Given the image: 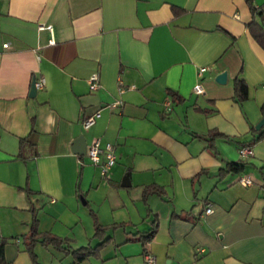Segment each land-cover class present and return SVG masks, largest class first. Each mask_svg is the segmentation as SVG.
<instances>
[{
	"label": "crops",
	"instance_id": "0c3cea01",
	"mask_svg": "<svg viewBox=\"0 0 264 264\" xmlns=\"http://www.w3.org/2000/svg\"><path fill=\"white\" fill-rule=\"evenodd\" d=\"M251 17L246 0H0V264H34L33 213L69 247L106 238L78 262L37 241L40 264H264V47ZM92 138L113 147L103 174L85 154Z\"/></svg>",
	"mask_w": 264,
	"mask_h": 264
},
{
	"label": "trees",
	"instance_id": "16d2710c",
	"mask_svg": "<svg viewBox=\"0 0 264 264\" xmlns=\"http://www.w3.org/2000/svg\"><path fill=\"white\" fill-rule=\"evenodd\" d=\"M248 3V7L251 11V19L247 22L246 26L250 33V35L262 46L264 47V13L262 7H255L252 4L251 0H246ZM256 16V17H255ZM233 90H234V96L235 99L238 101H242L247 96V86L246 83L238 78H233ZM259 110L261 112L262 117L264 118V101L259 106ZM216 134V132L210 131L208 133L209 140L212 139V137ZM257 137H264V130H260L258 132ZM243 163L239 161H230L226 164V170H234L237 171L242 167ZM152 190H157V187L154 185H148L143 188V192H150ZM37 226V220L34 215V213L31 216L30 225L28 228V231L26 233V241L25 246L30 252V256L34 262V264H40L36 258L34 253L32 252V246L35 242H40L41 244H51L54 247L70 253L72 258L75 261H81L88 256H92L95 254L96 249L100 246L106 238L102 239L99 243H97L94 246L87 245H81L78 247H69L66 243L68 242V239L66 237H61L59 235H56L49 231H38L36 229ZM107 225H102L98 223L96 220H94V231L93 236H99L100 238L103 237V232L106 230ZM155 224L153 223L149 230L141 236L142 239L146 240L149 239L152 235V232L154 231Z\"/></svg>",
	"mask_w": 264,
	"mask_h": 264
},
{
	"label": "built area",
	"instance_id": "2783aa9c",
	"mask_svg": "<svg viewBox=\"0 0 264 264\" xmlns=\"http://www.w3.org/2000/svg\"><path fill=\"white\" fill-rule=\"evenodd\" d=\"M205 69L204 66H200L198 68L197 74H201V72ZM44 78L43 76H39L36 79L32 80V85L34 88H40L43 86ZM88 87L90 89L96 88L98 86V79L97 74L95 72H92L88 78H87ZM193 91L196 93L202 92L203 87L200 82H197L193 85ZM116 105V102H111L108 104L109 107H114ZM99 115V111L96 110L93 113L85 116L81 120V125L83 128H87L90 124L93 123L95 117ZM238 154L240 157L244 158L248 155L252 154V149L250 145H240L237 148ZM85 154L88 158V160L99 166L100 173L103 174L105 170L114 162L115 160V154L113 152V147L110 142H105L102 146L99 145V142L97 138H92L90 142L88 143L86 147ZM237 181L241 185H247L250 183V177L247 174H240L237 177ZM210 210L209 205H206L204 208V212H208ZM143 259L147 263L153 262V255L145 252L143 254Z\"/></svg>",
	"mask_w": 264,
	"mask_h": 264
},
{
	"label": "water",
	"instance_id": "95a60500",
	"mask_svg": "<svg viewBox=\"0 0 264 264\" xmlns=\"http://www.w3.org/2000/svg\"><path fill=\"white\" fill-rule=\"evenodd\" d=\"M217 79L218 80H223V73H220L219 75H217ZM34 91H35V88L33 87V85L31 84V87H30V95H33L34 94ZM264 120H263V118H261V119H259L258 121H257V123L255 124V128H258L261 124H262V122H263Z\"/></svg>",
	"mask_w": 264,
	"mask_h": 264
}]
</instances>
